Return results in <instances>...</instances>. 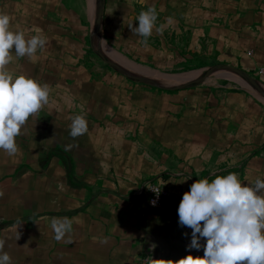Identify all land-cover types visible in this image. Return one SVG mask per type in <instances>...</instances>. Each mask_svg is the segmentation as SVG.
Here are the masks:
<instances>
[{
    "label": "rangeland",
    "instance_id": "obj_1",
    "mask_svg": "<svg viewBox=\"0 0 264 264\" xmlns=\"http://www.w3.org/2000/svg\"><path fill=\"white\" fill-rule=\"evenodd\" d=\"M41 1L52 2L53 4L50 5L54 6L55 2L59 5L60 12L61 8L65 9V14H59L60 20L65 21V32L69 33L71 38L68 40L72 42L65 43L64 41V46L60 45L64 53V62L58 70L64 73V75L60 74V79L64 77L65 88L48 87L49 103L30 116L22 127L20 135L16 137L18 150L14 155L10 156L4 150H0V239L5 241L4 251L10 257L12 256L11 260H15V253H18V246L15 241H11L15 239L17 233L19 234L24 229L32 238V230L36 231L45 226L50 237L42 235L45 245L43 249L46 250L49 247V254L40 253L42 248L35 246V248H30L32 252H30L28 262H49L50 260L51 264L60 262L57 256L59 244L56 242H63V239L57 241L54 238L50 218H61L79 209L74 203L75 200H79V197L75 198L74 188L69 186L66 175L73 166L75 144L78 145L79 139L76 138L74 142L75 138L64 135V132L69 134L71 125L69 123L76 115H83L85 119H94L97 121L95 124L102 123L103 125L108 121L111 122L113 118L124 120L123 117L127 118L129 115L130 120H126L127 122L125 120L118 122L123 124L118 128L122 133L114 137V141L119 139L125 141L130 137L131 139L137 138L138 133L133 137V132H139V130H133L135 127L128 126V124L147 123L150 117L156 119L167 117L171 121L193 118L194 123L190 121L189 125L194 128L198 127V130L202 131L205 127L203 119L207 118V114L203 115L204 113L210 110L211 113L208 112L211 118H217V115L213 116L216 110L208 109L210 104L219 105L222 102L242 106L250 115L242 125L232 123L237 116L233 112L228 111L226 117L223 116L224 111L219 114L220 119L228 121L226 124L230 123L226 126L228 131L225 133L230 134V138L218 139L216 136L213 139L211 135L205 138L197 133L189 138L190 140H186V144L180 147L181 149L176 148L175 145H162L160 141H156L152 147L141 150L145 154L155 152L152 149L163 150L165 155L161 157L160 165L169 173L170 171L175 173V169L182 172L183 170L190 171L188 175L193 182L204 179L201 175L203 173H208L212 177L222 173L229 174V172H236L242 184L246 182L247 170L245 173L239 170L246 165L243 161L251 152L243 156L236 164L232 150L239 145L252 150L256 146L257 149L254 151L258 154H263L262 151H264L262 149L264 99L259 97L246 83L235 75L224 72L210 76L199 86L172 93L133 83L112 71L93 52V49L97 47L89 36L95 17V0H12L18 4L15 11L19 12L23 19L32 14L35 17L41 7L39 6ZM105 1L114 3V5L126 6L127 11H124L120 17H125L127 22L126 25L121 22L118 16L121 12H118L108 30L103 27L100 51L128 73L149 78L154 83L159 82L158 84L162 87H172L195 81L204 71L212 67L230 66L247 73L261 85L264 91V74L261 73L262 70L264 72V0H255L257 5L252 8L254 11L250 15L247 14L248 0ZM150 7H155L158 19L145 45L142 42L143 38L135 35L129 26L138 27L137 17L140 12ZM49 12L52 13V8H49ZM57 13V11L54 12L55 15ZM81 26L84 27V31ZM35 28L31 26L21 30L24 31L26 38L36 35L37 30L42 35L41 30ZM65 40H67L66 37ZM76 42H79L85 50H81L75 44ZM36 57L40 59L41 54H37ZM124 62L131 63L139 72L128 71L122 67L121 63L124 64ZM56 63V61H51V65H56ZM25 65V63L18 62L15 67H10V73H15L14 77L23 75L29 78L30 73L37 69L30 67L28 70ZM51 74L53 73H50L49 77L52 76ZM80 78L94 80L106 86H79ZM100 93L103 96L100 98L102 102L108 104L110 101L115 102L112 108L106 109L103 120L95 118L102 115H98V111L88 101L90 96L92 98ZM251 103L258 109L251 107ZM136 109H141V112L149 109V115L155 116L145 114L140 118L136 117L140 116ZM33 124L42 125L39 128L38 125ZM129 131H132L130 137L126 135ZM207 140L212 145L210 150L203 148ZM55 146H60L66 151L63 159L65 163L58 162L57 172H55L56 168L54 170L50 167L45 170L41 169L44 154ZM187 151L192 152V156L185 158L182 153L185 154ZM35 153L37 155L35 160L41 161L40 164H31L32 170H18L12 177L11 171L14 168L17 169L16 167H19L23 160L33 158L31 155ZM133 167L136 171H140L147 166L142 168V160L139 158L134 161ZM169 173L164 176L169 177ZM162 178L161 176L160 179ZM151 180L154 179L150 177L142 182ZM168 189V198H171L173 192L170 185ZM137 196L138 194L136 198L139 199ZM143 203L147 208L146 201ZM127 215L131 217L134 214L127 213ZM147 215L150 214L146 212L145 218ZM139 236L136 241L140 242L141 235ZM39 240L41 241L42 238ZM153 246L158 251L164 248L167 253H170L169 248H165V241H158ZM151 254L155 258L151 257ZM151 254L140 259L142 263H139L151 264L154 260L159 261L158 254L154 255L153 251ZM53 256L55 258L51 259L50 257ZM163 263L166 264L164 261Z\"/></svg>",
    "mask_w": 264,
    "mask_h": 264
},
{
    "label": "crops",
    "instance_id": "obj_2",
    "mask_svg": "<svg viewBox=\"0 0 264 264\" xmlns=\"http://www.w3.org/2000/svg\"><path fill=\"white\" fill-rule=\"evenodd\" d=\"M40 3L44 5H39L41 7L35 17L32 14L23 19L20 16L21 14L15 11L18 4H15L12 0H0V13H5L11 17L10 27L13 31L28 29L33 26L36 27L35 29H40L47 40L45 47L37 51V54H41L40 59L37 57L29 59L27 56L17 57L13 49L12 62L6 67L10 73L11 66L15 67L18 62L25 63V67L28 70L30 67L31 69H37L35 72L30 73L29 78L35 79L41 85H47L48 87L65 88V86L60 84L63 77L60 79L59 73L62 70H58V67L64 62V53H62L60 45L64 46L65 41V38L60 36L59 31L64 32L66 30V23L64 20H60L59 14H65L66 11L61 8L60 12V7L55 2V6L50 5L52 2L41 1ZM49 8H52V13L49 12ZM55 11L58 12L57 15L54 14ZM53 28L57 32L52 35L53 38L51 39L50 31ZM51 61H56V65H51ZM50 73H57V76H59L60 80L54 85L47 82ZM10 74L16 75L15 73ZM57 76L55 77L57 78ZM129 117L128 115L127 118H123L126 121L130 120L128 119ZM120 119L113 118L111 122L108 121L103 125L102 123L95 124L96 120L86 118L87 131L81 135L83 139L74 150L73 166L69 170L73 173V182L75 184L73 194L75 198L79 197V200L74 201L75 205L79 207L77 210L79 212L73 215L61 216V218L67 217L72 221V231L66 234L63 242H56L59 244L57 256L60 262L58 264H140L142 262L139 260L151 254L152 251L154 255L155 253L158 254L157 258H159V261L154 260L151 264H165L163 261L166 264H178V261L188 255L203 257V247L200 250H189L187 247L190 244L192 230L178 225L177 207L182 199L180 196L188 192V187L194 183L188 175L190 171L183 170L182 172L175 169L178 173H173L172 171L169 173L166 168L160 165L161 157L165 155L163 150L152 149L155 152L142 153L143 149L152 147L157 141L154 136L147 134L146 126H143L142 123L128 124V126L135 127L133 130H139V132H133V137L138 133L137 138L131 139L130 133L132 131H129L128 134L124 132L130 137L129 139L114 141V137L122 133L118 128L123 124L118 122H123L124 120ZM206 123L210 127L212 121L208 119ZM206 134L205 138H208L210 136L208 131ZM230 137L231 135L228 133L218 135V139ZM212 138L215 139L213 136ZM137 142L142 144L140 145ZM160 143L167 145L164 142ZM171 146L174 145L172 144ZM211 146L209 140H207V144H203V148L206 150H210ZM241 147L244 149L243 151ZM253 148L252 150L249 147L237 145L232 150L236 164L241 161L243 156H247L251 152L248 158L253 159L242 168L244 173L247 170L245 173V177L247 176L245 184L249 185L251 183H248V179L253 174L257 175L256 177H260L264 172V166H262L264 151H262L263 154L259 153L253 156L252 152H257L254 151L257 147L254 146ZM182 156L188 158L192 156V152L187 151L185 154L182 153ZM139 158L142 160V168L143 166L147 167L144 170L136 171L133 164ZM63 170L66 173L65 167H63ZM166 172L173 179L170 183L173 192L172 197L165 200L160 212H151L143 203L139 204L136 194H138L145 183L142 181L150 177L154 179L151 181L158 182L165 187L160 177L167 175L168 173ZM145 211L150 214L146 218L144 216ZM127 213L134 215L130 217ZM32 233V237L37 238L34 245L36 248L37 246L42 248L40 253L49 254V247L46 250L43 249L45 245L42 235H49V231L45 226L36 231L32 230ZM184 233H188V236L185 237ZM139 235H141L140 242L136 241L140 237ZM41 238L42 240L40 241L39 239ZM158 241H165V248H169L170 253H167L164 248L158 251L153 246ZM204 243L205 240L201 239V244L203 245ZM151 257L155 258L152 254ZM50 258L54 259L55 256ZM50 261L21 264H51Z\"/></svg>",
    "mask_w": 264,
    "mask_h": 264
},
{
    "label": "clouds",
    "instance_id": "obj_3",
    "mask_svg": "<svg viewBox=\"0 0 264 264\" xmlns=\"http://www.w3.org/2000/svg\"><path fill=\"white\" fill-rule=\"evenodd\" d=\"M158 14L155 7L141 11L138 27L131 31L143 38L147 45ZM11 17L0 13V150L10 156L18 148L16 137L33 114L49 103V88L23 75L13 76L7 70L12 62V50L17 57L34 59L38 49H43L46 38L39 34L29 38L22 30L13 31ZM159 30V29H157ZM87 131L83 115L72 118L69 135L73 138ZM264 180L257 178L254 186L242 184L236 173L215 176L211 181L198 179L191 184L179 203L178 225L190 228L189 250H200L203 257H187L178 264H264ZM155 206L156 201L151 202ZM54 238L59 241L72 231V221L67 217L50 218ZM185 237L188 233H184ZM201 239L205 240L202 245ZM5 241L0 239V264H11L4 251Z\"/></svg>",
    "mask_w": 264,
    "mask_h": 264
},
{
    "label": "trees",
    "instance_id": "obj_4",
    "mask_svg": "<svg viewBox=\"0 0 264 264\" xmlns=\"http://www.w3.org/2000/svg\"><path fill=\"white\" fill-rule=\"evenodd\" d=\"M216 1H218V0H214V2H216ZM248 1H249V4L247 7L248 8L247 14L250 15V14H253V11H254L252 8L254 6H256L257 4H255V0H248ZM221 4L223 5V2H221ZM116 11H117V13H116ZM124 11H127V7L124 6L123 4L114 5V3H110L108 1H105V12H104V20H103V23L105 24V26H104L105 30H108L110 23L116 19L115 15L118 14V12H121L118 15L120 17L123 15ZM120 18H121V22H123V24L126 25V22H127L126 18L125 17H120ZM81 28L84 31V27L81 26ZM56 32H57L56 29H54V28L51 29V31H50L51 36ZM59 34L61 37L67 38V40H65V43H71L72 42V41L68 40L71 38V36L69 35L68 32H65V31L63 32L60 30ZM75 44L78 45V47L81 50L82 49H83V51L85 50V48L83 46H81L79 42H76ZM53 74H55V75L48 77V79H47L48 80L47 82H49L52 85H54L58 80H60L59 76H57V73H53ZM53 74H51V75H53ZM60 74L64 75V73H59V75ZM55 76H57V78ZM60 84L62 86H65L64 77H63L62 81H60ZM78 85L79 86H85L86 85V86H91V87L92 86L96 87V86H100V85L106 86L104 84L103 85L100 84L99 82H95L94 80H84L83 78H80V80H78ZM166 92H168V91H166ZM172 92L173 91H169L168 93H172ZM96 93H97V90H96ZM102 97L103 96L100 93L98 95H94L92 98L90 96L88 99V101H90V103L94 106L96 111H98L97 114L102 115L101 117H95L98 119H102V117H104V114L107 112L106 109H110V108H112V105H115V102H113V101H110L109 104L106 102H102V99H100ZM251 107H253L256 110L258 109L257 106H255L253 103H251ZM208 109L216 110L213 113V116L216 117V115H217V118H211V114H210L211 111L210 110H208L210 113L208 111H207V113H204L203 115L207 114V118L203 119L205 127L202 131L201 130L199 131L198 127L194 128L191 125H189L190 121H193V123H194L193 118H187V119L183 118L180 120L177 119V120L171 121L169 118L167 119V117H165V119H163L162 117H159L158 119H156L155 117H150V119H148L147 123H142V124L143 125L145 124L146 129H147L146 132L148 135L154 136V138L158 139L157 141L164 142L167 145L173 144V145H175L176 148L179 149L180 147L182 148V146H184L186 144V142H187L186 140H190L189 138H192L193 135H196L197 133H200L201 135L206 136L207 135L206 133L208 131V135H211L213 137H216L218 135H223V133H226L228 131V127H226V126L229 125L230 123L226 124V122H228V121H224L225 119H220L219 114L221 111H224L223 112L224 117L227 116L228 111L233 112L235 115H237L234 118V121H232V123L236 124V125H238V124L242 125L243 122L247 120V117L250 116V115H248V112H245V109L242 106L239 107L237 105H232L230 103L220 102L219 105L218 104H215V105L210 104ZM136 110L138 111V113L140 115V116H136V117H139V118L141 116H145V114L147 116H155V115H149V109L142 111V112L140 111L141 109H136ZM208 119H210L212 121V123L210 124V127L207 126V123H206L208 121ZM33 125H38V127L40 128L42 124H33ZM55 127H57V126H55ZM203 132H206V133L203 134ZM64 135H66L65 137L69 136V134L65 133V132H64ZM76 138L79 139L78 145H80V142L83 139L82 136H78ZM76 138H75L74 142H76ZM26 139H27V137H26ZM33 140H34V138H33ZM75 146H77V144H75ZM262 148L264 149V143L262 144ZM241 150L243 151L244 149L241 147ZM64 153H66V151L60 146H55V147H52L49 150H47V152L44 154V158H43L44 161H43V164L41 166V169L45 170L46 168L50 167V168H53L52 170H54L56 168L55 172H57L58 162L62 161L63 163H65V161L63 160L64 159ZM252 155L256 156V155H258V153L254 152ZM31 157H33V158H28V159L23 160L22 164H20L19 167H16L17 169L14 168V170L11 171V173H12L11 176L13 177L16 174V172H18V170H21V169L32 170L31 164H40L39 162H41V161L35 160L37 157L36 153L33 156L31 155ZM252 159L253 158L245 159L243 161L244 165L245 164L248 165ZM262 166H264V159H263ZM34 170H35V168H34ZM242 170L243 169H241L239 171L243 172ZM229 173H232V172H229ZM225 175H227V174L222 173V174H218L215 176H225ZM241 175L243 176V173H241ZM202 176L204 178L209 179L210 181L215 178V176L210 177L208 173H203ZM256 176L257 175L253 174L251 176V178L248 179V183L249 182L251 183L250 186L251 185L254 186L255 180L257 178L264 180V172L260 177H256ZM67 180H68L67 182L69 183V186L71 188H75V184L73 182L72 171L67 172ZM172 180L173 179L169 178L168 176H163V178L161 179V182L165 184V188L167 189V191L169 190L168 185H170ZM164 181H166V182H164ZM189 190H190V187H188V191ZM261 193H264V190H262ZM138 198L141 200V201H139V204H142L144 201H146V205H147L146 196H142V197L139 196ZM161 210L156 211V212H160ZM78 212L79 211H75L73 214H77ZM73 214H70V215H73ZM46 216H48V214ZM4 225H6V224H4ZM28 235L29 234H27V230L24 231V229H22L19 234L17 233V236L15 237V239L13 238L11 240V241H15L16 246H18V253H15L16 259L11 260V264L26 263V261L28 262V260L30 259V252H32L31 251L32 248H35L34 242L37 241L36 240L37 238L36 239L33 237L31 238V236L30 235L28 236ZM11 251H12V249H11ZM11 259H12V256H11Z\"/></svg>",
    "mask_w": 264,
    "mask_h": 264
},
{
    "label": "water",
    "instance_id": "obj_5",
    "mask_svg": "<svg viewBox=\"0 0 264 264\" xmlns=\"http://www.w3.org/2000/svg\"><path fill=\"white\" fill-rule=\"evenodd\" d=\"M95 17L92 24V28L90 31L89 38L91 41H93L94 45L96 46V43L101 40L102 34H103V27H104V10H105V0H95ZM93 52L99 59L112 71H114L116 74L122 76L128 81H131L136 84H140L149 88L159 89L162 91H184L196 86L201 85L206 79H208L210 76L215 75L216 73L224 72L229 73L232 75H235L239 79H241L244 83H246L259 97L264 99V91L261 87V85L253 78H251L247 73H245L242 70L230 67V66H220V67H212L210 69H207L204 71L201 76L195 80L191 81L189 83H185L178 86H172V87H162L151 81L150 79H147L145 77L141 76H135L131 75L127 72H125L121 67H119L115 62L108 59L97 47L96 49H93Z\"/></svg>",
    "mask_w": 264,
    "mask_h": 264
},
{
    "label": "built area",
    "instance_id": "obj_6",
    "mask_svg": "<svg viewBox=\"0 0 264 264\" xmlns=\"http://www.w3.org/2000/svg\"><path fill=\"white\" fill-rule=\"evenodd\" d=\"M261 73L264 74L263 70ZM138 195L140 197L146 196L148 210L156 212L163 208L164 202L168 198V191L162 184L148 181L143 184L142 188L138 192ZM152 201H156L155 206L151 203Z\"/></svg>",
    "mask_w": 264,
    "mask_h": 264
},
{
    "label": "bare ground",
    "instance_id": "obj_7",
    "mask_svg": "<svg viewBox=\"0 0 264 264\" xmlns=\"http://www.w3.org/2000/svg\"><path fill=\"white\" fill-rule=\"evenodd\" d=\"M100 45H101V40L100 41H98L97 43H96V47H98L99 48V50H100ZM109 59V58H108ZM116 61V60H115ZM122 64V67H124V68H126L128 71H130V72H139L131 63H129V62H124V64L123 63H121ZM125 71V70H124ZM125 72H127V71H125ZM128 73V72H127ZM129 74H131V73H129ZM131 75H133V74H131ZM136 76V75H135ZM146 78V77H145ZM147 79H149V78H147ZM151 80V79H150ZM151 81H153V80H151ZM159 83V82H158ZM158 83H156L157 85H159ZM161 84V83H160ZM159 86H161V85H159Z\"/></svg>",
    "mask_w": 264,
    "mask_h": 264
}]
</instances>
